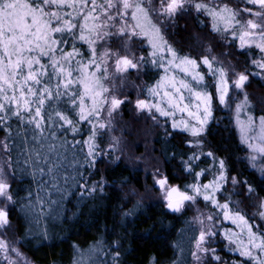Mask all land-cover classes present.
Here are the masks:
<instances>
[{"label": "snow or ice", "instance_id": "obj_1", "mask_svg": "<svg viewBox=\"0 0 264 264\" xmlns=\"http://www.w3.org/2000/svg\"><path fill=\"white\" fill-rule=\"evenodd\" d=\"M238 5L207 0H0V132H3L0 152L6 155V163L0 165V230L7 233L12 228L11 213L15 206L19 205L21 212H30L34 207L30 190L24 198L13 189L16 179L13 150L23 157L21 170L31 175L38 186L46 182L37 181V175L41 178L52 175L61 167L60 149L72 151L81 146L79 153L83 156V165L95 168L98 155H111L102 144L104 136L115 131L114 113L122 104L132 103L130 95L121 98L122 89L139 88L136 80L131 79L133 72L139 79L142 70L147 74V66L151 65L157 70L163 69L164 74L153 86L147 87L152 99L137 98L135 109L146 111L153 121H157V113L160 117H172V128L189 133L191 139L186 143L213 161V178L208 183L199 182V177L209 169L194 170L192 161L200 159L194 150L187 161L181 160L185 171L194 177L193 183L182 189L170 184L167 176L156 179L166 207L181 212L186 202L195 204L202 197L204 202L223 213L224 220L239 223L242 231H247L245 241L231 230L223 229V237L228 241L224 247L244 258L226 261L213 246L218 243L215 239L218 237L217 217L211 213L204 219L196 217L201 228L191 251L195 264H264V225L257 226L254 231L249 218L239 209L242 200H233L234 196L243 200L255 197L254 217L264 221V195H261L264 192V109L257 116L246 91L250 76L264 79V55L251 61L260 72L236 71L233 66L230 70L235 79L229 76V69L213 66L215 57L202 55L199 59L217 77L215 93H193L186 80L178 81L175 75H168L173 69H180L185 74L191 73L197 83L204 80L203 74L197 71L198 59L181 55L166 35V30L175 27L180 15L193 10L211 18L214 32H230L234 40H239L240 49L254 45L264 54V0H238ZM184 89L200 101L195 112L187 104L182 106ZM217 99L219 105L227 108L235 105L240 143L247 148L242 160L258 174V183L242 172L232 175L227 157H217L211 149L204 152L210 143L207 139L211 135L209 124L215 119L214 100ZM176 111H187L195 123H178L174 118ZM242 113L245 119H241ZM83 122L90 126L87 138L76 140L75 137L84 131L79 126ZM58 133L65 135L61 137ZM68 133L72 134L71 142L67 139ZM119 143V137L112 135L108 148L114 150ZM45 148L48 153L57 155L55 162L50 155L44 154L42 149ZM184 155L181 153L182 157ZM71 163L73 166L80 164L75 151ZM76 176L84 179L78 169ZM104 183L101 177L100 181H93L90 188L87 181L80 187L91 195L98 190L103 192ZM56 190L60 191L58 187ZM131 194H135V189ZM25 199L28 203H21ZM40 203L43 205L44 201ZM113 243L116 246L113 261L119 264L122 242L118 238ZM233 244L235 247H231ZM0 252L5 254L7 264H28L23 253L2 237ZM9 253H15L16 258Z\"/></svg>", "mask_w": 264, "mask_h": 264}, {"label": "trees", "instance_id": "obj_2", "mask_svg": "<svg viewBox=\"0 0 264 264\" xmlns=\"http://www.w3.org/2000/svg\"><path fill=\"white\" fill-rule=\"evenodd\" d=\"M207 2L217 4L226 2L232 6H239L238 0H207ZM211 25L212 20L206 13L197 14L193 10L180 15L175 27L166 30V35L181 55H190L198 59L200 67L197 70L204 76L207 91L215 93V77L207 65L199 59L202 55L215 57L214 67L226 68L231 63L236 71L245 69L249 72L259 71L251 63L258 57L256 50L240 49L236 40L231 38L228 42L221 33L214 32ZM144 54L147 55V52ZM146 72L147 74H144L142 70L138 82L140 80L142 97L148 98L147 87L159 79L161 71L148 65ZM230 76L235 78L233 73ZM246 91L255 114L259 116L262 114L261 109H264V79L250 76ZM124 113L129 116L127 111ZM213 115L215 119L209 124L211 135L207 137L210 143L204 148V152L211 149L216 152L217 157H227L232 175L242 172L248 179L258 183V174L247 166V161L242 160L247 148L240 143V135L233 123L231 110L219 105L217 99L214 100ZM162 122L164 129L158 128L154 145L162 159L163 175L169 178L171 184L179 185L183 189L184 185L192 182L194 178L185 171L181 163L182 159L187 161L192 151H196L200 159L192 162L195 171L210 167L209 170H213V161L211 157L201 156L199 149H192L186 143L191 139L189 133L178 128L173 129L171 121L163 119ZM79 126L84 131L75 139H86L90 126L86 122ZM13 128L14 130L16 128L15 121ZM58 135L63 137L65 134L58 133ZM66 135L71 142L72 134ZM2 136L3 132H0V137ZM103 139L102 147L108 152L109 135L106 134ZM80 147L77 146L72 151L60 149L61 167L52 175L46 174L42 178L37 175V181L42 179L46 182L39 186L31 175L21 170L24 167L23 157L18 156L17 150L11 153L16 170L13 189L18 191L19 197L24 198L28 197L30 190L34 205L30 212L27 210L21 212L19 205L12 209V228L8 235L18 241L20 250L35 264H84L85 262L114 264L112 253L116 246L113 242L119 238L122 242L119 248L121 252L119 264H174V262L192 264L191 258H187L189 245H186V250L185 245L180 248L182 236L186 237V231L191 230V212L189 210L172 212L159 200L141 201L138 193L142 192L150 182V177L142 168H134L124 160H114L112 156L107 155H98L96 167L89 168L83 165V156L79 153ZM83 148L86 152V146ZM42 151L45 155L51 156L52 162L56 161L55 153H48L46 148ZM73 151L80 160V164L75 166L71 163ZM181 153L186 155L182 157ZM65 156L67 159H64ZM17 160L20 162L17 163ZM45 169L47 171V166ZM77 169L84 174L83 180L76 176ZM101 177L105 182L103 192L98 190L88 195L80 187L87 181L90 188L92 182L100 181ZM211 178L202 177L200 183H205L204 179ZM54 184L56 187H53ZM57 187L60 191L56 190ZM132 189H135V194H131ZM229 190H231L230 185ZM261 195H264V192ZM37 197L44 201L43 205ZM218 198L223 203V198L219 195ZM233 200H242L239 209L246 218H249L254 231L257 230V226L264 225V221L254 217L255 197L252 200H243L234 196ZM21 203L26 204L28 200H22ZM204 203L208 209H212L206 202ZM125 212L131 214L126 216ZM223 249L224 247L221 253L226 261L244 259L239 257V253L230 251L227 247ZM0 264H4L1 259Z\"/></svg>", "mask_w": 264, "mask_h": 264}, {"label": "rangeland", "instance_id": "obj_3", "mask_svg": "<svg viewBox=\"0 0 264 264\" xmlns=\"http://www.w3.org/2000/svg\"><path fill=\"white\" fill-rule=\"evenodd\" d=\"M221 34L224 37V39H225V36L227 37L226 40L228 42L231 41V38L233 39L230 32L227 34L221 32ZM228 39H230V41ZM235 40L239 44V40L238 39H235ZM145 46L147 47L146 44ZM245 49H248V48H245ZM249 49L256 50L258 57L255 59L257 60L261 59V56L264 55V54H261L260 50L255 48L254 45ZM231 68H232L231 63L228 64L225 68V69H229V72H228L229 76L232 75L231 70H230ZM159 70L161 71V75H163L164 74L163 69H159ZM258 71L260 72L261 70L258 69ZM168 75L169 76L175 75L178 81L181 79L186 80L191 85L193 89V93L196 91H207L204 80L197 83L196 81L192 79L191 73L185 74L181 72L180 69H173L172 71L168 73ZM230 77L232 78V76ZM131 79L136 80V83L140 85V80L138 82L135 72H133ZM216 79L217 77H215V82H216ZM232 79H235V78H232ZM155 83L156 82H154L150 86H153ZM193 93H190L187 89L183 90L184 100L182 101V106L183 104H187L189 105V109L192 112H195L196 105L200 103V101L197 100L196 96ZM124 95H130L132 103L122 104L121 107L114 113L113 125L115 128V131L112 133H108L109 142H110L111 136L115 135L116 137H119L120 143L117 145V147L114 150H110L108 148L109 151L111 152V155H107V156H112L113 159L119 156L120 157L119 160H124L128 162L129 165H131L132 167L142 168L147 174V176L150 177V182L146 184L145 189L142 192L138 193V198L141 201L159 200L166 205V202L162 198V193L159 189V186L155 184V180L164 175H163L162 159L159 153H157L156 151L154 140H155L158 128L164 129V124L162 122L163 119L172 122L173 118L172 117H160L159 114L157 113L156 115L158 119L157 121H153L146 111L142 112L140 110L135 109V100L137 98L152 99V97H150L149 95H148V98L142 97L141 85L139 88L125 87L124 89H122L121 98H123ZM242 98L243 97L241 95L240 99ZM229 109L231 110V113L233 115V123L239 132L238 126L236 124L235 105L233 104V106ZM125 111L128 112L129 116L125 115L124 113ZM174 118L178 123L180 121H187L189 123H195L194 118L189 116L187 111L185 112L176 111ZM245 118H246L245 114L242 113L241 119H245ZM178 129H181V128H178ZM5 163H6V155L0 152V165H4ZM157 169L159 170L158 174H157ZM200 171L198 170L196 172H200ZM207 176H210L213 178V170H209L204 175L200 176L199 182L202 180V177H207ZM204 180H205V183H208V181H210L207 179H204ZM193 181L188 184L193 183ZM207 204L208 206H210V208H212L211 210L205 206L206 204L204 203L202 197L198 198V202L195 204L186 202L185 210H189L191 212V222H190L191 230L186 231L185 233L186 237L182 236V239L180 241V248L182 247V245H185L184 249L186 250L187 249L186 245H189L187 258L189 257L191 258L192 264H195V262L191 256V251L194 250V239L198 237L199 230L201 228L200 223L198 222L197 219H195L196 217H199L200 219H204V217H206L207 214L209 213L217 217L215 230L218 232V237L215 239L218 240V243L214 244L213 246L217 248L218 254L223 258H224V255L223 253H221L222 248L224 247V245L228 244V241H226L223 237L224 228L231 230V232L235 233L237 237H239V239H242L245 241L247 239L246 229L242 231V226L239 223L233 224L231 220H224L223 213L219 209L215 208L210 203H207ZM176 213H180V212H176ZM205 223L207 224L208 222L205 220ZM8 234H9V231L5 233L4 230H0V237L8 240L12 247H16L20 250L18 246V241L13 240ZM231 247H235V245L233 244ZM227 249L230 250L229 248ZM223 250H225V247ZM20 252L23 253L21 250ZM235 253H238V252H235ZM4 255H5L4 253L0 252V259L2 260L4 264H7V262L4 259ZM9 255H11L13 258H16L15 253H9ZM23 256L27 258L28 264H35L26 254L23 253ZM84 264H90V263L85 262Z\"/></svg>", "mask_w": 264, "mask_h": 264}]
</instances>
